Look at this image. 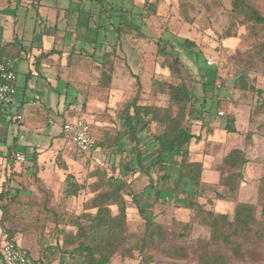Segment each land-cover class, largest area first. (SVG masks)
I'll return each instance as SVG.
<instances>
[{
  "label": "rangeland",
  "instance_id": "rangeland-1",
  "mask_svg": "<svg viewBox=\"0 0 264 264\" xmlns=\"http://www.w3.org/2000/svg\"><path fill=\"white\" fill-rule=\"evenodd\" d=\"M2 0H0V4ZM15 1V0H14ZM129 0H108L103 3L109 8V15L101 14V4L96 0H43V5L40 12L43 15L44 25H53L56 22L57 11H65V9L73 8L76 11L75 17L71 18L70 22L74 24V31L77 36L73 37L72 32L64 38L70 49L76 47L77 51L81 48L89 53L95 49V44L86 42L87 37L95 38L97 35V27L99 25L106 26L108 40L99 38L97 52L102 53L104 50L112 51V43L116 42L117 32L114 26H118L121 19L127 20L132 13L122 12L121 8L129 7L135 12H140L141 9L135 5L134 0L131 3ZM168 4L173 3L177 17L172 18V13L165 10L163 18L166 20H149L150 27L158 33L160 29H166L163 33L164 39L176 46L177 50L172 49V46L165 44L166 48L172 50L174 55H180L185 66L184 74L187 77L188 84L195 95L197 106L200 107L192 121L194 124L193 130L196 134L202 135L200 142H193V154L196 158L205 156L206 180L205 189L200 197V201L206 203V206L215 208L221 211L231 212L234 207L236 195L224 188L219 182L220 172L217 169L218 164L224 153L233 146L244 147L249 157V164L244 168L245 177L243 179L245 185L244 190L239 194L244 201L257 203L260 207L264 205V50L257 46L258 42L264 41V31H260L258 39L251 32V23L243 20V16L231 18V0H164ZM264 14V0H250ZM6 2H8L6 0ZM11 3H9L10 5ZM126 4V5H125ZM11 8L5 9L4 27L0 28V40H9L12 34L18 38H24L29 41L33 38V27L37 23V10L32 7L19 6L16 8L15 3ZM114 7L115 9H111ZM178 7V8H177ZM181 7V8H180ZM8 12V13H7ZM12 13V14H11ZM9 15V16H7ZM181 17H180V16ZM183 17V18H182ZM70 18V17H69ZM27 21V22H26ZM80 22V23H79ZM86 22V24H85ZM233 22L235 23L232 26ZM66 23V22H65ZM90 23V25H89ZM190 30L198 32V38L189 40L188 45L184 48L180 43L185 40L186 24ZM24 25V26H23ZM43 25V26H44ZM61 27V23H60ZM39 30V29H38ZM230 31L232 36L226 37L224 31ZM106 33L104 29L101 35ZM10 34V36H9ZM109 41V42H106ZM53 46V43L51 44ZM190 47L192 50H190ZM181 49V50H180ZM124 55L128 59V63L119 55H116L117 75L116 79L110 87H103L97 82L96 77L100 73V67L97 66V60L86 55V58L81 60L79 54H75L72 62V73L68 88L60 87V93L54 84L49 83L45 77L36 76L28 78L18 73L17 89L18 93L16 101L7 107L4 115L6 120L0 124V157H5L9 152L8 143H12L15 136L23 130L17 115L19 112L25 114L27 121L33 122V128L28 131L26 141H31L36 148L41 149V154H54L53 163L48 169V177L44 182L40 178L33 177L32 181L24 180L19 184L28 190L22 189L21 202L13 204L11 207V225L18 230L23 229L26 234L52 233L54 223L52 221L45 224V210L42 203L46 199V206L64 213L68 221L76 223H86L88 215H94L96 208L91 205V198L95 191L93 185L100 176L96 173H105L106 181L114 175L120 180L128 183V190L139 193L145 189L149 183V179L143 173L137 171L127 172L121 166L120 150L118 148H99L91 153H81L77 150L76 145L67 140L63 135H55L54 138H61L60 142H65L63 149L60 147L49 146L53 130H59L58 124L54 122L55 111L67 107L72 116H83L91 124L95 136L100 140L104 138L115 137L117 131L125 128L121 113L124 106L130 101L138 91L136 78L131 74V69L138 73L142 80V90L140 92V103L142 104H165V95H156L152 90L151 77L157 76L159 79L165 78L175 81L172 74L165 72L160 74L163 67L159 65V58L156 54L155 45L145 41L134 43V39L124 41L122 44ZM72 52V51H71ZM200 54L198 55V53ZM202 52V53H201ZM88 57V58H87ZM208 59L213 61L208 64ZM198 62H197V61ZM143 65L140 69L139 66ZM248 65L251 68L249 73L243 72L242 68ZM206 67V73L202 74L201 68ZM74 70V71H73ZM70 71V72H71ZM158 71V72H157ZM160 71V72H159ZM66 72V76L69 74ZM246 78L249 87L245 90L237 87L239 79ZM29 80V81H28ZM38 82V83H37ZM208 86L204 90L203 84ZM28 84V86H26ZM42 88L41 98L35 92L36 86ZM263 91V95L258 93V90ZM206 104V105H205ZM205 105V106H202ZM29 106L33 109V113L38 115L36 119L29 118ZM206 107V109H203ZM211 107V108H210ZM210 108V111H208ZM65 110V111H66ZM223 111L225 114H219ZM43 112H45L43 114ZM232 112L237 115V127L240 132L237 133L236 140L230 141L225 139L226 130L224 126L227 121V115ZM42 115V116H41ZM40 116V117H39ZM209 120L213 131L207 132L202 122ZM26 122V120H25ZM46 133L47 125L49 126ZM27 123V122H26ZM156 124H152L149 130L143 131V137H150L156 132ZM248 131L253 132V143L247 145L242 140ZM205 137V138H204ZM65 138V139H64ZM205 139V140H204ZM125 141V139H123ZM129 146V147H128ZM128 149L131 147L127 145ZM232 147V146H231ZM65 149L69 154L71 168L68 171L61 169L62 162H65L63 155ZM127 149V150H128ZM126 153V152H125ZM53 160V159H52ZM14 168L11 167V170ZM72 172L75 178L80 182H87L88 187L81 191L77 196H71L65 199L62 195L64 187V175ZM57 172V173H56ZM154 179L156 174L153 171ZM178 172L173 171V178L177 179ZM219 177V178H218ZM28 181L27 183H25ZM172 181L171 184H173ZM8 183V182H7ZM159 183V182H157ZM14 185V184H13ZM32 185H34L32 187ZM160 187H165L159 184ZM188 192L179 191V195L172 199L164 194L163 199L158 203L153 204L150 213L156 219V222L163 227H171L173 217L187 220L191 215V210L184 208L178 212L179 200L185 199ZM27 192L28 194H25ZM20 196V194H19ZM129 202L128 223L130 229L140 231V227L144 226L142 218L132 202V198L126 195ZM36 199V203L34 202ZM177 205V207L175 206ZM117 211V207L113 206ZM51 220V219H50ZM13 222V223H12ZM75 226L74 224L70 223ZM32 227V228H31ZM26 230V231H25ZM208 228L196 223L187 243L191 247H195L199 238L207 237ZM52 236V235H51ZM30 256L37 262L42 264V258L35 249H31ZM190 251L185 262L194 263V255ZM125 264H142L141 256L137 253L134 259H128ZM120 255L115 256L111 264H121ZM152 264H164L162 258H157ZM230 264H264L260 258H248V260L233 259Z\"/></svg>",
  "mask_w": 264,
  "mask_h": 264
},
{
  "label": "trees",
  "instance_id": "trees-1",
  "mask_svg": "<svg viewBox=\"0 0 264 264\" xmlns=\"http://www.w3.org/2000/svg\"><path fill=\"white\" fill-rule=\"evenodd\" d=\"M96 1L102 5L101 14L108 16L109 8L103 5L108 0ZM145 4L149 10L148 15L152 14L156 5L148 1ZM111 9L115 8L111 7ZM231 9V18L243 16L244 21L251 23V32L256 36V40H259L260 31H264V14L255 4L250 0H231ZM120 11L131 13V9L124 7ZM131 17L128 18L129 22L121 19L118 26H114L117 39L115 43H112L111 52L107 50L102 53L97 52V46L102 43V41L99 43V38L108 40L106 26L99 25L97 36L86 38V42L95 44L94 51L89 53L85 48H81L72 54H79L81 60L85 59L86 55L96 59L97 66L100 67V73L96 80L101 86L108 88L113 84L117 75L116 55H120L128 63L124 52H121V47L125 35L129 34L138 41L143 39L150 44L153 43L157 56L163 58L162 61H159V65L163 67V70L159 71L160 74L167 71L177 79L175 81L159 79L153 75L151 88L156 95H165L166 103L161 105L142 104L140 103L142 80L139 74L131 69V74L137 81L138 91L126 103L121 113L125 128L117 131L115 137L104 138L100 141L97 138V147L89 152L99 148H118L121 154V166L127 172L139 171L143 173L148 177L149 183L143 191L136 193L127 189L126 181L111 175L110 180L105 183L107 175L96 173L100 179L93 185L95 194L91 198V205L96 208V213L88 215V221L84 224L75 223L74 220L70 222L64 213L46 206L48 201L45 199L42 203L46 216L44 222L46 224L47 221H52L54 228L52 236L49 235L50 233L44 232L39 233V236L62 237L64 252L72 254L79 252L81 264H111L117 255H120L122 259L121 264H125L126 260L134 258L137 253L141 256L142 264H152L158 257L163 259L164 264H191L188 261L185 262L189 249L194 255L193 264H230L233 259L245 261L249 257L260 258L264 261V205L260 207L257 203L239 201L238 198L244 179V167L249 162L246 149L241 146L231 147L224 153L216 169L220 172L219 182L221 185L236 195L233 212L227 213L206 206V203L200 201L206 186V182L203 180L205 164L203 159L194 157L192 150L193 142H200L203 138L202 135L194 132L192 121L197 116L200 107L197 106L195 95L184 74L185 66L180 55H174L172 50L166 48L165 44L171 45L178 54L180 51L164 38L153 39L136 30L131 23L136 20ZM234 25L233 22L232 26ZM104 29L106 33L101 35V31ZM224 33L226 37L232 36L228 30ZM187 43L190 42L185 39L180 43V46L184 48L185 45H188ZM257 46L264 50V41L258 42ZM190 50H192L191 47ZM70 64L71 60L68 62V65ZM139 68L142 69L143 65ZM201 70L202 74L206 73V67ZM242 70L249 73L251 68L245 65ZM207 86L206 83L203 84L204 90ZM237 87L243 90L247 89L249 83L246 78L241 77ZM258 93L263 95V91L260 89ZM237 119L235 113L230 112L227 115L224 126L227 133L240 132L237 127ZM208 121V119L203 121L202 126L207 132H212ZM152 124H156V132L150 137H143L141 133L149 130ZM242 140L246 146L252 145L253 132L248 131ZM16 141L17 139L10 146L9 154L6 156L8 163L12 165L17 152ZM128 144L131 145L129 149ZM30 161L33 163L32 170L34 172L32 171V174L37 173L35 150L31 153ZM60 164L61 169L69 170L66 162ZM174 170L178 172L177 179L173 178ZM153 171L156 174V179H154ZM172 181L175 182L171 184ZM261 182L264 183V178ZM159 184H163L165 187L162 188ZM87 187V182L80 183L69 171L65 175L62 195L65 199L77 196ZM188 188H191V191L185 199L179 200L178 208L191 210L189 219L183 220L175 216L171 227H163L158 224L154 215L150 213L153 204L163 199L164 194L170 199H175L179 195V191L188 192ZM126 195L131 196L135 209L142 218L144 226L140 227V231H134L129 227V202ZM17 202H21L20 196L10 195L9 189L4 188L0 193L1 226L4 238L8 240H14L18 231L25 233L23 229L18 230V228L10 226L11 223H9L11 205ZM34 202L36 203V199ZM113 206L117 207V211L113 209ZM175 206L177 207V205ZM70 223L74 224L75 228H70ZM196 223L208 228L209 233L207 237L199 238L195 247H191L187 241ZM69 246H73V250H69Z\"/></svg>",
  "mask_w": 264,
  "mask_h": 264
},
{
  "label": "crops",
  "instance_id": "crops-1",
  "mask_svg": "<svg viewBox=\"0 0 264 264\" xmlns=\"http://www.w3.org/2000/svg\"><path fill=\"white\" fill-rule=\"evenodd\" d=\"M7 1L8 2H6V0H2L1 1L2 4H0V28H3L5 24L4 18H3V15L5 14V9L12 7V10L14 11L15 7L11 6L13 2L15 3L16 8H18L19 6H25V7H32L36 9L37 10V23L34 25L32 29L34 36L29 41H26L24 38H21V39L18 38L17 36H15L14 33L12 34V38L10 40L9 38L6 40H0L2 44L3 55L6 58H10L14 61V68L17 74L21 73L25 75L27 79L33 78V77L35 78L37 75L41 77H45V79L49 81V83L54 84L53 87L56 88L57 90L56 92L57 94H59L60 91H62L60 90V87L63 89L65 88L67 89L69 86L68 83L70 81L69 80L70 74L72 73L71 71L72 62L75 57V54H72V53L75 50H77L76 47L70 49L69 46L66 44V41L64 38L67 34L71 32H72V36L77 38L75 31H74V24L70 22L71 18L75 17V14H76L75 9L68 8V9H65L64 12L61 10H58L55 24L53 25L45 24L44 25L43 15L40 12V8L43 5L42 3L43 0H40L39 2L37 0H15V1L7 0ZM146 1H148L149 3H154L156 5L154 12L150 15H148L149 10L146 7V4H145ZM182 1L183 0H181V2ZM128 2L131 3L132 0H129ZM9 3L11 4L9 5ZM134 3L135 5L139 7V9H141V11L135 12L134 10H131L132 17L131 15L130 17L136 20L135 22L131 21L132 25L135 27L136 30L143 32L144 34H146L149 37H152L153 39L163 38L164 37L163 33L166 31V29H160V33H158L157 31L155 32L153 28L150 27V24L147 25L148 23H151L149 20H152V22L154 20H159V19L161 20L164 19L167 21V17L163 18V16H165L164 13L166 9L168 12L170 11L172 13L173 15L171 16L172 18H175L178 15L177 12H175L173 3L168 4L164 0H134ZM125 8L129 9V7H125ZM126 21L129 22L128 18ZM60 23H61V27H60ZM187 25L189 24L187 23L183 28L185 29V32H186L185 39L194 40L198 38V32H195L193 29L190 30V28ZM133 39L135 43L136 38H134L133 36L128 34V35H125L124 37V41H127V40L130 41ZM139 41L147 42L146 40H143V39ZM137 42L138 40H136V43ZM52 43H53V46H51ZM122 51L123 50L121 49V52ZM69 60H71L70 65H68ZM65 71L69 72L67 77H65L66 76ZM26 86H28V84ZM66 89L64 92H66ZM35 92H38L39 94L37 95L39 96L41 95L42 92H44V90L42 88H39L37 84L35 88ZM17 93H18V89H17ZM39 98H41V96H39ZM31 109L33 108L29 106V114H30L29 118L34 120L38 117V115H35ZM66 109L67 107H64L61 110H57V111H55L54 109H50V111H54V114H55L54 122L58 124L59 130H53V132H51L52 136H50L51 142L49 143V146L53 145L54 147L57 148L62 145L61 149H63L64 146L66 147V145H64L65 142L63 141L60 142L61 138H54L56 134L57 135L59 134L60 136L63 135L61 131L62 122L65 121V119L68 120V119H71L72 117H75V116L70 115L69 111ZM6 111H7V107L0 106V124H1L2 119L6 120L4 117ZM44 113L45 112H43V114ZM18 115L23 116V119L19 120L22 125L23 130H21L19 134L15 136L12 143L6 142V144H8V147L10 148V146L14 143L15 139H17L16 141L17 142V152L15 153L14 164L12 165L8 163L6 159V156L9 154V152L4 158L0 157V193L5 188V189L10 190V195L16 196L20 194V197H21L22 189L28 190V188H24L19 183L27 179L28 181H32L31 179H33V177H38L44 182H46L45 178L48 177L49 171L48 169L46 170L45 167L50 168V165L56 162L54 160V156H55L54 154L38 153L40 152L41 149L36 148L37 145H35L31 141L25 140L26 137H28L27 130L30 131L33 128V122L27 121L25 114H22L21 112H19ZM25 120L27 123L25 122ZM52 124L53 122H51L49 126L47 125V128L45 129L46 133H48L47 131H49V127ZM1 125H3V123ZM238 130L240 129L238 128ZM236 136H237V133H227L226 132L225 139L230 143V141L236 140ZM231 146L233 147V145ZM34 150L37 153V171H36L37 173L32 174L33 163L30 161V156ZM192 150H193V144H192ZM18 153H21L26 157V162L20 163L17 161L16 155ZM204 157L205 156L198 158V159H203L204 161L205 170L203 173V180L206 182V180L204 179V175L206 173V159ZM63 158H65L66 164L71 168L69 154L66 151V149H65ZM249 163L250 162H248L247 164ZM11 167L14 168L13 169L14 172L11 170ZM216 171L218 172V170H214V173ZM35 174L37 175L35 176ZM244 175H245V170H244ZM64 179H65V175H64L63 181ZM28 181H26L25 183H27ZM244 185L245 183L244 181H242L239 194L242 192V190L245 189ZM33 186L34 185H32V187ZM25 194H28V193L25 192ZM239 197L241 198V195H239ZM21 199H23V197L20 198V200ZM239 201H244V200L239 199ZM246 202H251V201H246ZM11 208H14V210L16 209V207H11ZM178 210H179L178 212H181V210H184V208H178ZM223 212L232 213L233 210L231 212L229 211H223ZM12 216L13 217L10 218L9 223H11L12 219H15L14 214ZM1 222H2V211L0 209V241L5 239L2 226H1ZM69 227L75 228L73 225H70ZM49 235H51V233ZM14 240H16L25 249H27L29 253H31L30 248L35 249L38 252L39 256L42 258V264H81V260H80L81 257H80L79 252H76L75 254H72L70 252L68 253L64 252L65 248H63L62 237H51V236L40 237L38 233L29 232V234H26V233H22L21 231H18V234L14 237ZM68 249L73 250V246H69ZM0 264H4L1 258V253H0Z\"/></svg>",
  "mask_w": 264,
  "mask_h": 264
},
{
  "label": "built area",
  "instance_id": "built-area-1",
  "mask_svg": "<svg viewBox=\"0 0 264 264\" xmlns=\"http://www.w3.org/2000/svg\"><path fill=\"white\" fill-rule=\"evenodd\" d=\"M208 64L213 61L208 59ZM18 75L14 68V61L2 55L0 42V106L8 107L16 101ZM224 115L223 111L219 112ZM22 115H17V120H22ZM61 131L64 137L73 142L81 152L88 153L97 147V137L92 124L83 116H75L63 121ZM16 159L20 163L26 162V157L18 153ZM0 253L4 264H38L16 240L4 239L0 241Z\"/></svg>",
  "mask_w": 264,
  "mask_h": 264
}]
</instances>
